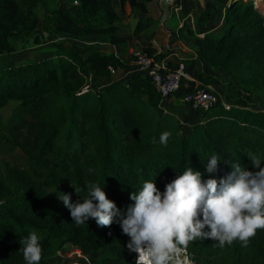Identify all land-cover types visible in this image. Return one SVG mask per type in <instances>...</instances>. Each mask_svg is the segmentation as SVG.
Segmentation results:
<instances>
[{"label":"trees","instance_id":"obj_1","mask_svg":"<svg viewBox=\"0 0 264 264\" xmlns=\"http://www.w3.org/2000/svg\"><path fill=\"white\" fill-rule=\"evenodd\" d=\"M58 1L0 0V59L13 54L21 41L40 44L39 31L52 48L45 58L16 64L0 60V111L15 103L6 125L0 117V146L10 145L21 155L13 165L0 159V264H26L21 241L32 232L41 237L40 264H50L64 247L90 256L130 239L116 222L101 227L90 218L77 225L58 199L60 193H70L73 203L82 202L87 185L98 183L126 212L134 204L130 195L146 180L155 181L163 192L188 167L200 171L204 180L226 176L233 163L256 171L250 154L261 158L264 167V109L219 103L194 111L203 120L186 130L173 116L156 115L162 101L148 77L136 73L114 79L109 73V66L122 68L121 58L95 47L90 38L99 36L126 48L120 23L125 5L137 35L145 21L135 14L154 11L159 18V0ZM210 3L222 10L220 23L199 31L204 45L197 59L236 80L242 86L239 92L249 93L248 87L264 90V0ZM214 13L202 11L198 27ZM59 34L85 42V50ZM197 77L202 85L212 86L211 77ZM98 80L107 81L100 90L94 89ZM165 131L171 133L166 145L160 143ZM213 155L220 159L218 169L208 173L206 164ZM187 250L200 264H264V230L246 246L237 240L221 247L208 238L191 242ZM97 264L136 263L133 255L118 254Z\"/></svg>","mask_w":264,"mask_h":264},{"label":"clouds","instance_id":"obj_2","mask_svg":"<svg viewBox=\"0 0 264 264\" xmlns=\"http://www.w3.org/2000/svg\"><path fill=\"white\" fill-rule=\"evenodd\" d=\"M170 136V132L162 133L160 143L166 145ZM249 158L256 171L233 163L226 176L204 180L200 171L188 167L163 192L155 181L146 180L130 195L134 204L126 212L107 198L98 183L87 185L88 195L82 202L73 203L70 193H60L58 199L77 225L90 218L101 227L118 223L130 238L127 249L136 254V264H187L186 250L197 239L210 238L221 247L239 240L246 246L258 230H264V167L261 158L251 154ZM219 161L213 155L207 172H216ZM74 189L78 195L79 189ZM40 241L36 232L21 241L26 264H40Z\"/></svg>","mask_w":264,"mask_h":264},{"label":"rangeland","instance_id":"obj_3","mask_svg":"<svg viewBox=\"0 0 264 264\" xmlns=\"http://www.w3.org/2000/svg\"><path fill=\"white\" fill-rule=\"evenodd\" d=\"M180 1L183 4V7L185 8L186 12H190L192 14L193 18V28H189L188 33L191 34L185 35L183 31H180V36L182 41L187 39L189 42L187 45L191 47V50L193 52H196L202 48L204 45V42L201 41V37L196 38L195 35H199V31L204 28H210L215 24H219V13L222 12V10L218 9L215 6H212L210 3V0H177V2L180 3ZM57 2H59L57 0ZM128 6L127 4L125 5ZM207 9H211L214 11V15L211 16L209 21L200 27H198L196 19L199 16V14L202 11H205ZM130 12L129 6L126 8V14ZM151 15L155 18H158L157 12H152ZM150 15V16H151ZM126 19V18H125ZM124 19V20H125ZM175 20V19H173ZM144 27V26H143ZM149 28H152L151 22L149 23ZM143 29V28H142ZM151 31V30H150ZM140 33V32H139ZM40 35L41 43L36 45L32 43V40H24L16 44V51L13 54H10L9 56L4 57L3 59H0L1 61H5L7 63H23L29 60H36L39 58H45L49 56V54L52 52L51 48V42L46 39V36L43 35L40 31L38 32ZM59 38H67L65 35H58ZM67 42L71 43L73 46H75L79 51L85 50V42L77 43L66 39ZM91 43H94L95 47L98 48H105L103 46L104 38L102 37H92L89 40ZM3 61V62H4ZM186 74L189 76H193L196 78V81L200 83L197 75L201 74L203 77L210 78L211 77V83L212 88L215 90L217 95L219 96V99L226 104V106L235 105V106H248L252 109H264V90H254L252 87H248L249 93L246 92H239L237 88L242 89V86L236 82V80L230 78L226 74L215 71L212 69H209L205 63L202 61L196 59V60H187L186 62ZM116 76V74H115ZM113 76V78L115 77ZM116 79V77L114 78ZM181 83L180 90L178 91V94L170 97L173 98L174 102L169 105V103L165 102V104L162 105V108L156 111V115L158 117H162L164 115L173 116L174 119L181 123V126L185 128L186 130L194 127L198 124L199 121H202V117L200 113L190 111L189 107L185 105L184 103L175 100V98L181 99L183 96V93L189 89L190 83L183 79ZM106 84L105 80H98L97 83H95L94 89L100 90L102 87H104ZM91 85V82L89 83ZM248 96L250 97V101L247 99ZM175 97V98H174ZM15 107V103H9L6 107H4L0 111V117L3 124H7L10 120V117L13 113V109ZM166 111V113L164 112ZM21 155L16 152L15 150L10 148V145H2L0 146V159L2 162L4 161L8 165H13L16 163V160H20ZM3 162V163H4ZM129 239L126 241V243L123 246H109V247H102L98 253L91 254L90 256H82V258H76L74 256L71 257H57L56 255H53L48 261L50 264H97L99 260L105 259V258H115L118 254H126L129 256H134L135 263H136V255L135 253H130L127 249V243ZM66 248V247H64ZM197 259V258H196ZM197 264H200L199 259L196 260Z\"/></svg>","mask_w":264,"mask_h":264},{"label":"crops","instance_id":"obj_4","mask_svg":"<svg viewBox=\"0 0 264 264\" xmlns=\"http://www.w3.org/2000/svg\"><path fill=\"white\" fill-rule=\"evenodd\" d=\"M183 4L184 2L182 3L180 1L181 11L178 14V16L175 14L169 13L167 14L165 20H163L164 13L160 6V0H159L158 5H159L161 14L157 20L150 15H143L141 13H136L135 16L138 19H142L145 21L143 29H141L140 33L137 35L133 34L135 19H133V17L130 16V12L126 14V8L128 6L124 7V18H122L120 23L122 24V28H121L122 32L127 36L126 48H124L123 46H112L106 43L105 41L103 43V46L105 48L104 49L99 48L100 50L104 52H109V53L114 54L115 57L117 58L118 57L121 58L123 66L122 68L115 70L116 76L115 75L114 76L116 77V79H124L136 73L140 74L135 70V68L133 67L131 63V59L129 57V51L132 49H144L145 47H149L152 53L154 52V49L150 45L152 40H155L157 45L162 50L161 54L157 57L158 61L164 63L169 68L175 67L176 64L179 62H184L186 66L187 60L197 59V53L193 52L191 50V47L187 45L189 43L187 39L185 38V40L182 41L181 36H180V31H183L185 35L191 36V34L188 33V30L191 27L194 30L192 14L190 12H186L185 8L183 7ZM188 16L189 18H187L186 22L184 23V27L181 29H178L179 19H183ZM150 22L152 24V28H149ZM195 37L202 38L203 35L202 34L195 35ZM186 76H187L186 80L190 83L189 87H195L197 84H201L196 81V78L194 77V75L189 76L186 74ZM175 100L181 102V99L179 98H175ZM165 102L169 103L170 105L174 102V100L173 98H168L164 100L160 104L158 109H161L162 105L165 104ZM190 111H193V110L190 109ZM164 112L166 113V111ZM201 122L202 121H199L198 123H201Z\"/></svg>","mask_w":264,"mask_h":264},{"label":"built area","instance_id":"obj_5","mask_svg":"<svg viewBox=\"0 0 264 264\" xmlns=\"http://www.w3.org/2000/svg\"><path fill=\"white\" fill-rule=\"evenodd\" d=\"M73 5H77V3L74 2ZM160 6L163 13L167 12V14L172 13L178 16L181 11V5L177 0H160ZM257 7L260 6L257 5ZM187 18H189V16L179 19L178 29L184 27ZM150 45L154 49V52L148 53L145 49H132L129 51V57L135 70L149 78L153 88L160 95L161 101L163 102L175 96L180 90L183 79L187 78L186 66L184 62H179L173 68L167 67L157 59L162 50L157 45L156 41L152 40ZM107 69L112 76L115 75L116 72L113 67L109 66ZM181 102L187 105L191 110L197 112L207 111L219 103L226 107V104L219 99V96L212 86H204L202 84H197L193 87L191 92L183 94ZM56 256H74L76 258H82L84 255L78 248L69 246L59 250ZM185 258L187 264H197L193 253L188 250H186Z\"/></svg>","mask_w":264,"mask_h":264},{"label":"water","instance_id":"obj_6","mask_svg":"<svg viewBox=\"0 0 264 264\" xmlns=\"http://www.w3.org/2000/svg\"><path fill=\"white\" fill-rule=\"evenodd\" d=\"M166 16H167V12L164 13L163 20H165Z\"/></svg>","mask_w":264,"mask_h":264}]
</instances>
